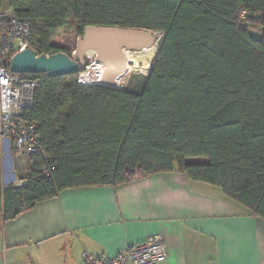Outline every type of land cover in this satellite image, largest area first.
<instances>
[{"label": "trees", "instance_id": "obj_1", "mask_svg": "<svg viewBox=\"0 0 264 264\" xmlns=\"http://www.w3.org/2000/svg\"><path fill=\"white\" fill-rule=\"evenodd\" d=\"M9 6L30 22V48L38 55L70 57L53 43L70 21L77 38L97 26L161 39L136 93L80 85L76 77L19 75L47 78L23 115L38 125L43 154L29 160L23 187L2 190L0 175V224L64 190L173 172L219 188L264 222V0H9ZM243 24H258L261 36ZM197 159L205 162H191Z\"/></svg>", "mask_w": 264, "mask_h": 264}, {"label": "crops", "instance_id": "obj_2", "mask_svg": "<svg viewBox=\"0 0 264 264\" xmlns=\"http://www.w3.org/2000/svg\"><path fill=\"white\" fill-rule=\"evenodd\" d=\"M8 11L9 0H0V13ZM5 152L1 146L2 190L23 187L31 162L19 155L11 164ZM155 236L165 245L162 264H264V222L219 188L177 172L64 190L2 219L0 264H84V253L111 259Z\"/></svg>", "mask_w": 264, "mask_h": 264}, {"label": "built area", "instance_id": "obj_3", "mask_svg": "<svg viewBox=\"0 0 264 264\" xmlns=\"http://www.w3.org/2000/svg\"><path fill=\"white\" fill-rule=\"evenodd\" d=\"M31 38L28 20L16 18L12 11L0 13V144L11 143L14 150L28 160L42 156L43 152L37 136L38 125L26 122L23 115L32 109L35 90L43 86L47 78L25 80L19 75H11L6 65L16 53L30 48ZM81 74L75 76L76 82L84 85ZM48 163L45 160L42 170L46 178H49ZM21 184L17 182L14 186ZM165 259V245L159 236L125 247L111 259L83 254L84 264H162Z\"/></svg>", "mask_w": 264, "mask_h": 264}, {"label": "water", "instance_id": "obj_4", "mask_svg": "<svg viewBox=\"0 0 264 264\" xmlns=\"http://www.w3.org/2000/svg\"><path fill=\"white\" fill-rule=\"evenodd\" d=\"M155 32L119 27L88 26L75 42L71 56L57 53L38 55L27 48L16 53L6 67L14 75H46L50 78L75 77L86 69V61L92 59L102 67L99 87L117 90V79L126 68V53H139L157 46L161 39ZM122 91V90H117ZM9 143H5L8 151ZM6 158L11 161L10 155ZM14 181V178L12 179Z\"/></svg>", "mask_w": 264, "mask_h": 264}, {"label": "rangeland", "instance_id": "obj_5", "mask_svg": "<svg viewBox=\"0 0 264 264\" xmlns=\"http://www.w3.org/2000/svg\"><path fill=\"white\" fill-rule=\"evenodd\" d=\"M242 27L245 28L248 31V33L254 38H259L261 36L262 30L258 24H243ZM75 28H76L75 24L72 21H70L68 25L63 30H61V32L53 41L54 45L58 49H61L62 51L68 53L70 56L74 51L75 42L77 39ZM158 37H160V34H158ZM158 46H159V42L157 46H155L154 57L150 61L149 66L147 67H144L141 63H138V65L135 64V60L139 61L138 54L135 53L125 54V60H126V68L124 70L125 75H124L123 84L120 87H118V89L131 93H136L144 88L150 69L152 68V65L155 61V57L158 51ZM92 63H93L92 60L90 59L87 60L86 67L93 66L91 65ZM5 155H10L11 164H15V162L18 160V157L16 158V156H19V154L14 150L13 145L11 143H9V150L5 152ZM5 160L7 162L9 161L8 158H6ZM191 162L198 164L205 162V160L197 159V160H191ZM9 178H11V176H9Z\"/></svg>", "mask_w": 264, "mask_h": 264}, {"label": "bare ground", "instance_id": "obj_6", "mask_svg": "<svg viewBox=\"0 0 264 264\" xmlns=\"http://www.w3.org/2000/svg\"><path fill=\"white\" fill-rule=\"evenodd\" d=\"M156 38L158 37V34H156ZM154 50H155V46L152 49L149 50H144L142 52L139 53H135L139 55V61L135 60V64L138 65V63H141L144 67L149 66L150 61L153 59L154 57ZM91 67H87L86 71H84L81 76V82L85 85H99V79H100V75L102 72V67L100 65H97L96 63H92ZM124 71L121 73V75L119 76V78L117 79V90L118 87H120L123 84V80H124Z\"/></svg>", "mask_w": 264, "mask_h": 264}]
</instances>
